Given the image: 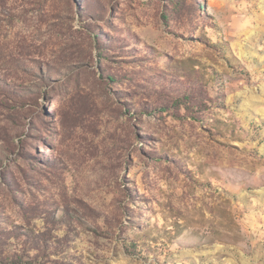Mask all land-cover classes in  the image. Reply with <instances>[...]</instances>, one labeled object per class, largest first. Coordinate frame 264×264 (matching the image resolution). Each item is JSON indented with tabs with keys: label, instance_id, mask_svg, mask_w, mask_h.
<instances>
[{
	"label": "rangeland",
	"instance_id": "374dc122",
	"mask_svg": "<svg viewBox=\"0 0 264 264\" xmlns=\"http://www.w3.org/2000/svg\"><path fill=\"white\" fill-rule=\"evenodd\" d=\"M0 264H264V0H0Z\"/></svg>",
	"mask_w": 264,
	"mask_h": 264
}]
</instances>
